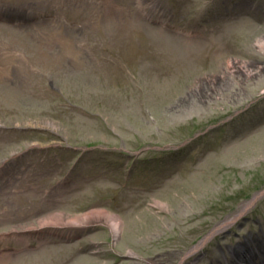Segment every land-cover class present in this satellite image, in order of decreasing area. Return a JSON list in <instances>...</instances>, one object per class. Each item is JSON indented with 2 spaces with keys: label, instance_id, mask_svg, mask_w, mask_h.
I'll return each mask as SVG.
<instances>
[{
  "label": "rangeland",
  "instance_id": "rangeland-1",
  "mask_svg": "<svg viewBox=\"0 0 264 264\" xmlns=\"http://www.w3.org/2000/svg\"><path fill=\"white\" fill-rule=\"evenodd\" d=\"M0 5L45 14L0 19V249L51 213L122 222L0 264H235L237 245L264 264V194L187 254L264 187V0Z\"/></svg>",
  "mask_w": 264,
  "mask_h": 264
},
{
  "label": "bare ground",
  "instance_id": "bare-ground-1",
  "mask_svg": "<svg viewBox=\"0 0 264 264\" xmlns=\"http://www.w3.org/2000/svg\"><path fill=\"white\" fill-rule=\"evenodd\" d=\"M9 11H15L17 9L19 10H25V9H21V8H16V7H9L7 8ZM7 11L10 15L11 13ZM259 46H261L260 48H264V41H260L259 42ZM6 54V53H5ZM48 122V121H46ZM245 206V205H244ZM93 217H103L106 222L110 225L111 229H112V233L113 236L116 237L117 233L121 227V220L112 213L106 212V211H102V210H96V211H89V212H85V213H81V214H74V215H69V216H62V214L60 213H51L49 215H46L40 219H38L37 223L27 227L26 229L29 230H33L35 228H41V229H45L47 227H62L64 228V226H70V227H78V226H83L87 223H89L91 220H93ZM233 219V216H229L228 218L224 219L222 222V226L219 225V227H225L227 225L228 222H230ZM17 237V236H14ZM20 242H23V240H19ZM199 246H201V244H199ZM44 247V245H40V248ZM248 254L250 252L246 251ZM247 256V255H246ZM2 261V260H1Z\"/></svg>",
  "mask_w": 264,
  "mask_h": 264
},
{
  "label": "water",
  "instance_id": "water-1",
  "mask_svg": "<svg viewBox=\"0 0 264 264\" xmlns=\"http://www.w3.org/2000/svg\"><path fill=\"white\" fill-rule=\"evenodd\" d=\"M262 194H264V188L260 191H258L253 197L252 199L248 202L249 205H251L258 197H260ZM212 233H209L206 237H204L203 241H205L206 239H208L210 237Z\"/></svg>",
  "mask_w": 264,
  "mask_h": 264
}]
</instances>
